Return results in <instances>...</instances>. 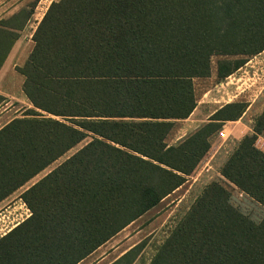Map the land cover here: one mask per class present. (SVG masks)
<instances>
[{"label":"trees","instance_id":"16d2710c","mask_svg":"<svg viewBox=\"0 0 264 264\" xmlns=\"http://www.w3.org/2000/svg\"><path fill=\"white\" fill-rule=\"evenodd\" d=\"M32 13L0 19V66ZM32 41L16 66L32 107L0 127V199L90 139L21 192L30 214L0 236V264H77L182 185L242 116L246 102H227L165 141L213 56L219 81L264 50V0H55ZM263 131L264 107L218 171L262 207ZM230 196L206 184L147 264H264V218ZM142 246L108 264H131Z\"/></svg>","mask_w":264,"mask_h":264},{"label":"rangeland","instance_id":"374dc122","mask_svg":"<svg viewBox=\"0 0 264 264\" xmlns=\"http://www.w3.org/2000/svg\"><path fill=\"white\" fill-rule=\"evenodd\" d=\"M8 1L9 0H5V3ZM34 1L35 0H13L10 2L11 5H9L11 6L10 9L14 8V10H12L13 12L7 13L10 10L8 9V11L6 13L4 12L5 14L2 13V17H0V19L6 18L22 8L27 12L33 10L34 13L30 15L29 20L25 24L24 30L23 28L22 30H19V41L16 43L13 53L14 63H16L15 69L16 66L22 65L28 57V54L33 46L32 33L36 27V23L39 19H41L40 17L42 13L45 12V7H48V5L55 0H38L35 6H33ZM218 58V56H213L211 58V71H213L216 67V61ZM233 76H236V78L238 76L240 77L237 85L240 86V88H243V90H228L229 94L224 93L223 90H195L196 98H202L203 101L202 104H200V107L202 110L206 109V113L209 109L211 110L212 107H218L227 102H246L247 107L244 114H242L241 122L246 126L244 127L245 130H248L247 132L250 133L254 124V118L264 107V51L250 57L235 71ZM229 80L231 82L233 81L231 85H236L234 78H229ZM230 91L233 93L240 91V94L236 99H233L231 96L233 93H230ZM205 92L207 93L203 95ZM16 102H18L19 108L16 113H19L20 115L25 109L32 107L30 102L27 104L22 102L21 97L18 101L16 100ZM249 103H251L250 107ZM228 126L235 129L233 128L234 124H229ZM225 130L227 131L226 127ZM245 130L243 131L244 134ZM216 131L211 137V145L218 150L216 155L208 163L210 166H208V164L205 166L203 165L204 162H201L197 169L191 175L186 177L184 183L180 185L176 191L165 196L156 206L131 221L105 243L92 251L86 259L80 261L78 264H108L132 246L141 242L143 243V246L131 264H147L155 253L157 247L162 243L178 220L184 215L196 196L201 192L202 188L213 180L220 181L230 190V201L241 212L247 214L254 221H259L264 218V207L244 195L236 187L230 185L220 177L218 172V163L220 160L219 154H224V152L229 150L228 144L231 141L229 140V137L227 139H223L218 134L219 130ZM259 136L264 138V131L261 132ZM89 139V137L85 138L76 146L68 150L34 177L29 179L22 185V187L24 188V186H30L33 182L55 167L58 163L63 161L67 156L73 153ZM258 144L261 148H264V144L260 141V139ZM4 208L7 209V207ZM26 208L27 212L30 214V210L27 206ZM19 213V219L26 218L25 209L23 207L19 210ZM5 225H11V223H6ZM5 225L2 226V229L6 228ZM3 234H1V236Z\"/></svg>","mask_w":264,"mask_h":264},{"label":"crops","instance_id":"0c3cea01","mask_svg":"<svg viewBox=\"0 0 264 264\" xmlns=\"http://www.w3.org/2000/svg\"><path fill=\"white\" fill-rule=\"evenodd\" d=\"M11 1L5 3V0H0V17H2V13H6L8 9H10ZM10 3V4H9ZM9 6V7H8ZM47 7H45L44 11ZM14 8L10 9L7 13L13 12ZM4 13V14H5ZM34 14V13H33ZM44 12L42 13V15ZM41 15V17H42ZM40 17V18H41ZM40 20V19H39ZM38 20V21H39ZM37 21V23H38ZM36 23V25H37ZM25 28V25L23 27V30ZM22 30V29H21ZM19 37V36H18ZM19 41L17 38L10 51L8 52L5 60L3 61L2 65L0 66V127H2L4 124H6L8 121H10L14 117L20 116L19 113H16L18 108V101L21 97V101L27 104L29 100L26 98L22 91V82L23 77L22 75L15 69L16 63H14V47L16 46V43ZM264 51V50H263ZM21 66V65H20ZM14 67V68H13ZM235 73V72H234ZM234 73L227 76L223 80H217L215 75V68L213 71H211V74L207 77H195L192 79L193 83V90L195 94L196 99V106L193 109V111L186 117V118H180L176 119L174 121V125L171 128V130L166 135L165 141L168 144H177L178 142L182 141L185 137H187L189 134L194 132L198 127H200L202 124L208 121L209 115L215 110L216 107H212L211 110L207 111L206 109L202 110L201 105L202 104V98L197 99L196 98V92L195 90H223L224 93L229 94L228 90H243V88H240V86L237 85V82L240 80V77L233 76ZM229 78H234L236 85L233 86L229 80ZM208 92V91H207ZM207 92H205L203 95H205ZM230 93H233L230 91ZM240 94L239 92L231 94L233 99L237 98V96ZM20 96V97H19ZM20 106V105H19ZM251 106V103H249V107ZM203 108V107H202ZM204 109V108H203ZM261 111V110H260ZM244 114V113H243ZM241 118L236 119L235 121H227L224 125H226L227 131L232 133L233 139H231L229 145V150L224 152V154H219V163H218V171L224 160L226 159L227 155L229 154L230 150L235 146L237 140L241 135H243V131L245 130L244 127H246L242 122ZM234 124L235 129L230 128L228 125ZM229 128V129H228ZM249 129V128H247ZM248 130H245V133ZM217 148L213 147L211 145L210 150L208 151L207 155L205 156L203 165H207L210 160L216 155ZM208 166H210L208 164ZM27 186H24V188L21 186L18 189L14 190L10 194H8L6 197L0 199V236L3 233H6L9 229H11L14 225H16L18 222H20L23 218H18L20 213L19 210L22 209V207L25 209V217L29 215V212H27V208L25 206V203L20 198L21 192L26 188ZM179 188V187H178ZM178 188H176L174 191H176ZM173 191V192H174ZM172 193V192H171ZM4 207H7L5 209ZM17 218V219H16ZM14 221V222H13ZM4 223V224H3ZM6 223H11V225H5ZM5 225L6 228L2 229V226ZM4 226V227H5ZM3 230V231H2ZM89 255H87L82 260L86 259ZM80 260V261H82ZM80 261L78 263H80ZM77 263V264H78Z\"/></svg>","mask_w":264,"mask_h":264},{"label":"built area","instance_id":"2783aa9c","mask_svg":"<svg viewBox=\"0 0 264 264\" xmlns=\"http://www.w3.org/2000/svg\"><path fill=\"white\" fill-rule=\"evenodd\" d=\"M218 134H219L220 137H222L223 139H227L228 137H229V140L233 139V135H232V133L230 134L229 131H226V130H225V126H224L220 131H218ZM259 139H260V141H262L263 144H264V138H262V137L259 136ZM262 149H263V151H264V148H262Z\"/></svg>","mask_w":264,"mask_h":264}]
</instances>
